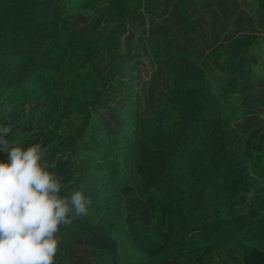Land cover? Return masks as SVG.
<instances>
[{
  "label": "trees",
  "instance_id": "trees-1",
  "mask_svg": "<svg viewBox=\"0 0 264 264\" xmlns=\"http://www.w3.org/2000/svg\"><path fill=\"white\" fill-rule=\"evenodd\" d=\"M262 40L264 0H0V126L91 201L56 264H264Z\"/></svg>",
  "mask_w": 264,
  "mask_h": 264
},
{
  "label": "clouds",
  "instance_id": "clouds-1",
  "mask_svg": "<svg viewBox=\"0 0 264 264\" xmlns=\"http://www.w3.org/2000/svg\"><path fill=\"white\" fill-rule=\"evenodd\" d=\"M10 126H0V264H56L60 227L87 216L91 204L81 191L62 196L67 184L49 171L47 148H22L6 138Z\"/></svg>",
  "mask_w": 264,
  "mask_h": 264
},
{
  "label": "rangeland",
  "instance_id": "rangeland-1",
  "mask_svg": "<svg viewBox=\"0 0 264 264\" xmlns=\"http://www.w3.org/2000/svg\"><path fill=\"white\" fill-rule=\"evenodd\" d=\"M250 1V0H247ZM244 6L246 7V4L243 3ZM252 4V3H251ZM249 7V6H248ZM139 22H142L141 20H137V24ZM144 27L147 28L149 24V20L147 17L144 18ZM138 29H141L140 26ZM136 37V34L134 38ZM261 57L263 58L264 61V41L262 40V52H261ZM140 72L143 75V79L140 83V85L144 82V79H148L149 73L152 71V66L149 62L148 57L145 55H141L140 62ZM264 120V116L262 117ZM245 152L251 156L255 155L257 159L264 164V155L258 151L256 153L251 149L250 147L246 146L245 147ZM235 213H246L250 214L253 216L260 215L261 213L255 209V206L252 202L251 197L248 194L245 193H238L232 200L226 201L223 205V210L222 214L224 217L229 218L231 215Z\"/></svg>",
  "mask_w": 264,
  "mask_h": 264
}]
</instances>
